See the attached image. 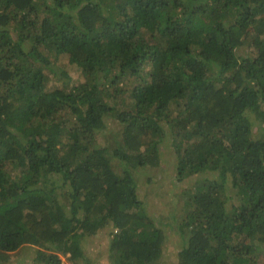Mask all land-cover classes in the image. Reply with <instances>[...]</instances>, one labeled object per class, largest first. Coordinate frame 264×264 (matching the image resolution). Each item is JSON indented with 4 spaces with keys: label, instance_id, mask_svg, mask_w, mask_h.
<instances>
[{
    "label": "trees",
    "instance_id": "trees-1",
    "mask_svg": "<svg viewBox=\"0 0 264 264\" xmlns=\"http://www.w3.org/2000/svg\"><path fill=\"white\" fill-rule=\"evenodd\" d=\"M160 165L175 264H264V0H0V263H164Z\"/></svg>",
    "mask_w": 264,
    "mask_h": 264
},
{
    "label": "rangeland",
    "instance_id": "rangeland-1",
    "mask_svg": "<svg viewBox=\"0 0 264 264\" xmlns=\"http://www.w3.org/2000/svg\"><path fill=\"white\" fill-rule=\"evenodd\" d=\"M252 121L253 126L258 125L256 119ZM117 127V125L112 126L113 129ZM98 137V142L105 144V136L100 135ZM165 143L167 146L164 143L160 145L161 157L166 160V164L172 165L174 162L173 150L168 142ZM162 169V165L156 168L139 167L137 172V191L142 202V208L145 209L148 215L154 217V222L159 224L168 236L169 240L166 242L165 250L163 249L165 256L162 264H175L178 258V250L181 248V241L169 232V225L174 222L173 218L181 219L182 206L185 203V199H183L182 187H177L179 189L169 187V180L162 173ZM101 232L97 236L88 237L87 239L86 253L87 259L91 264H110L104 250L105 240L101 236L106 231ZM258 254L262 261L264 259V248ZM0 264H38L35 260V249L32 246H24L18 251L11 253L7 262Z\"/></svg>",
    "mask_w": 264,
    "mask_h": 264
}]
</instances>
